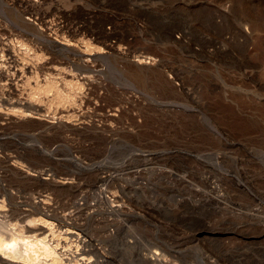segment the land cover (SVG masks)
<instances>
[{"label": "rangeland", "instance_id": "1", "mask_svg": "<svg viewBox=\"0 0 264 264\" xmlns=\"http://www.w3.org/2000/svg\"><path fill=\"white\" fill-rule=\"evenodd\" d=\"M262 33L264 0H0V151L27 171L13 177L29 193L52 178L98 215V176L151 168L128 204L142 241L184 264H264Z\"/></svg>", "mask_w": 264, "mask_h": 264}, {"label": "bare ground", "instance_id": "2", "mask_svg": "<svg viewBox=\"0 0 264 264\" xmlns=\"http://www.w3.org/2000/svg\"><path fill=\"white\" fill-rule=\"evenodd\" d=\"M30 25L32 29L34 24ZM259 44L264 48V33L260 35ZM11 60L17 66L16 70H19V63L9 55L7 61ZM134 63L139 69L144 64L141 59H136ZM0 102H6L1 91ZM24 104L22 100L20 105ZM215 161L219 163L217 158ZM18 164L13 162V157L6 154V151H0V264H125L114 257V246L117 247L118 243L124 248L134 249L140 264H184L177 244H171L157 234L156 241L152 239L155 242L145 243L139 237L140 227L134 226L138 225L135 222L142 214L135 213L130 208L131 204L130 207L128 204L137 203V193L147 187L142 177L151 168L133 171L129 169L131 167L125 166L126 172L123 175L98 176L95 188L99 190L98 196H102L99 201L104 210L93 215L85 196L70 191L58 192L57 186L61 184L52 178L46 179L49 187L46 185L45 189L29 193L26 184L13 177L27 175V171L22 168L25 166ZM156 172L170 181L186 184L185 177H180L166 166L156 169ZM68 181L65 178L62 185L69 184ZM237 185L242 183L238 181ZM19 192L22 194L17 195ZM93 216L99 222L97 225H101L99 236H96L98 239L90 236L92 233L89 234V225L87 228V221ZM201 237L196 234L190 239L192 243H199ZM185 239H182L184 244ZM205 264L221 263L219 257L211 256L205 260Z\"/></svg>", "mask_w": 264, "mask_h": 264}]
</instances>
